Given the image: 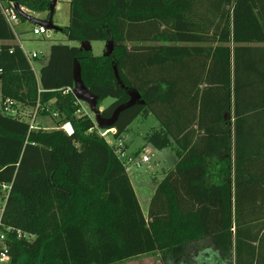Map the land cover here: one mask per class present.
Here are the masks:
<instances>
[{
	"label": "trees",
	"instance_id": "1",
	"mask_svg": "<svg viewBox=\"0 0 264 264\" xmlns=\"http://www.w3.org/2000/svg\"><path fill=\"white\" fill-rule=\"evenodd\" d=\"M13 1L50 11V0ZM63 32L85 46L53 45L38 76L0 10L9 264L154 255L165 264H264V0H71ZM91 42L110 53L93 56ZM78 81L88 100L75 95ZM105 99L113 103L100 111ZM8 101L28 115L8 114ZM36 109L59 118L56 128L32 130ZM150 116L158 124L145 145L170 151L174 167L145 215L123 152L100 133L114 130L117 143Z\"/></svg>",
	"mask_w": 264,
	"mask_h": 264
},
{
	"label": "rangeland",
	"instance_id": "2",
	"mask_svg": "<svg viewBox=\"0 0 264 264\" xmlns=\"http://www.w3.org/2000/svg\"><path fill=\"white\" fill-rule=\"evenodd\" d=\"M50 1L52 3L53 0ZM70 1L71 0H59L55 8V12L52 16V23L59 30L46 28L47 33L45 35L36 36L33 34V29L35 27L33 22L22 20L19 25L16 26L15 34L17 37V44H21L24 52H27L28 54L37 53L39 55L38 60L32 59V66L38 76L41 69V59L49 56L50 48L53 45H69L77 47L85 46V43L69 41L67 34L63 32L64 29L69 27L70 23ZM33 2L36 1L33 0ZM24 11L37 21L49 22L51 19L50 11H31L26 7L24 8ZM88 46L93 56L96 57H103L109 52L108 44L105 42H91ZM111 103H113V100L111 99H105L101 102L102 107H108ZM53 104L54 108L57 109L56 103ZM82 104L87 109L90 116L96 120V117L89 105L84 101H82ZM56 119L59 120V118ZM56 119H54L53 115L38 116L37 124L44 130L52 131L56 128ZM157 124V120L153 116L139 119L132 125L129 133L126 135L127 137H125L126 143L129 145L127 155L131 157V160H134V162L129 165L128 173L145 215L148 214L151 200L155 194L156 183L163 179L164 172L174 167V161L170 151L158 152L150 147H146L145 145L144 138L146 134L156 127ZM106 139L111 145L116 144L112 134H109ZM139 152L140 154L137 155ZM145 155L150 158L149 163L141 162ZM136 162H141V166L139 168L137 167ZM2 204L3 201L0 198V207ZM129 261V263H125L128 262L125 261L122 264L166 263L165 259L160 255L147 256L142 259Z\"/></svg>",
	"mask_w": 264,
	"mask_h": 264
},
{
	"label": "built area",
	"instance_id": "3",
	"mask_svg": "<svg viewBox=\"0 0 264 264\" xmlns=\"http://www.w3.org/2000/svg\"><path fill=\"white\" fill-rule=\"evenodd\" d=\"M16 3L13 0H0V10L7 20L8 24L11 26L12 30L15 32L16 26L19 25V23L22 21V18L18 14L15 8ZM22 10H24L23 7H21ZM25 12V11H24ZM16 33V32H15ZM47 33V30L43 26L35 25L33 29V34L36 36H43ZM22 48V46H21ZM23 49V48H22ZM24 51V50H23ZM25 55L29 62L32 64V59H39V55L37 53L33 54H28L25 52ZM65 94H72L74 91L69 88L64 91ZM16 105L12 101H8L6 105L5 111L10 114V115H23L27 116L28 114L26 113L27 111H23L22 109L18 108L17 110L15 109ZM57 116V115H55ZM31 119L29 120L30 126L32 130H37L40 129V125L37 124L38 120V109L33 111L32 116L30 117ZM61 129H63L68 135H73L74 134V129L70 123L65 124ZM114 130H109L105 132H101L100 135L104 138H106L109 134H114ZM115 147H119V153H121V157L123 160L127 162V166L129 169V165L134 162V160H131L130 156L127 155L124 148V141L119 140L115 145ZM142 163H149L150 158L145 155L142 158ZM141 162H136L137 167L139 168L141 166ZM2 191L6 195V199L8 197V194L10 192L11 186L7 184H3L1 186ZM4 208L5 206L2 204L0 207V263L1 264H9L11 262V257L9 254V247L7 245L6 241V234L5 232L2 231V220H3V213H4Z\"/></svg>",
	"mask_w": 264,
	"mask_h": 264
},
{
	"label": "water",
	"instance_id": "4",
	"mask_svg": "<svg viewBox=\"0 0 264 264\" xmlns=\"http://www.w3.org/2000/svg\"><path fill=\"white\" fill-rule=\"evenodd\" d=\"M58 2H59V0H53L52 3H51V6H50L51 19H50L49 22L37 21L32 16H30L26 12H24V10H22L21 7L18 4L15 5V8H16V11L18 12V14L20 15V17L23 20L31 21L35 25L43 26V27H45L47 29H50L51 28V29L59 30L52 23V16H53V14L55 12V8H56ZM87 46H88V44H87ZM87 49L90 50L89 46L87 47ZM109 53H110V48H109ZM75 95L77 96L78 99H81V100H88V98H89V95L86 94V91L84 89V86L82 85V83L80 81H78V83H77V89L75 90ZM103 109L104 108L101 107L100 108V111H102ZM95 116H97V115L95 114Z\"/></svg>",
	"mask_w": 264,
	"mask_h": 264
},
{
	"label": "crops",
	"instance_id": "5",
	"mask_svg": "<svg viewBox=\"0 0 264 264\" xmlns=\"http://www.w3.org/2000/svg\"><path fill=\"white\" fill-rule=\"evenodd\" d=\"M20 46H21V44H20ZM38 60V59H37ZM101 107H102V105H101ZM103 108H105V107H103ZM125 142H126V139H123ZM128 148V147H127ZM127 151H129V149H127ZM174 157H173V155H172V159H173ZM144 257H147V256H143V257H140V258H136V259H142V258H144ZM136 259H133V260H136ZM133 260H131V261H133ZM130 261H128V262H125V263H129Z\"/></svg>",
	"mask_w": 264,
	"mask_h": 264
}]
</instances>
